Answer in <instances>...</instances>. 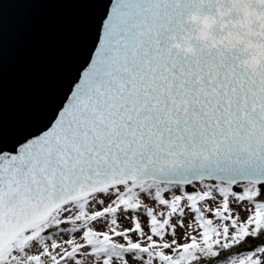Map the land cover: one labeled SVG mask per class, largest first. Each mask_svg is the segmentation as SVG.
I'll list each match as a JSON object with an SVG mask.
<instances>
[{"label":"snow or ice","instance_id":"snow-or-ice-1","mask_svg":"<svg viewBox=\"0 0 264 264\" xmlns=\"http://www.w3.org/2000/svg\"><path fill=\"white\" fill-rule=\"evenodd\" d=\"M105 3L62 107L0 130V264H264V0Z\"/></svg>","mask_w":264,"mask_h":264},{"label":"water","instance_id":"water-1","mask_svg":"<svg viewBox=\"0 0 264 264\" xmlns=\"http://www.w3.org/2000/svg\"><path fill=\"white\" fill-rule=\"evenodd\" d=\"M8 2L13 8L9 14L0 9V130L9 121L29 122L55 99H59L55 111L62 107L99 36L97 24L88 57L80 63V45L88 34L80 9L104 0ZM4 3L0 0V5ZM110 3L106 0L105 16ZM50 123L51 119L45 127Z\"/></svg>","mask_w":264,"mask_h":264}]
</instances>
